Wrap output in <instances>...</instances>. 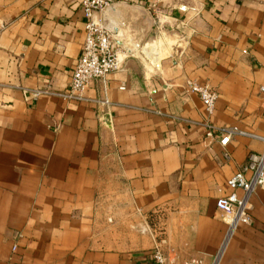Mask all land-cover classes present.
<instances>
[{"label":"crops","instance_id":"1","mask_svg":"<svg viewBox=\"0 0 264 264\" xmlns=\"http://www.w3.org/2000/svg\"><path fill=\"white\" fill-rule=\"evenodd\" d=\"M80 1L0 0V264H153L159 238L167 264H210L228 228L215 200L264 152V0H117L96 16L118 68L88 101L35 96L68 86ZM188 79L217 90L210 117ZM206 118L245 134L222 147ZM249 206L218 264H264V189Z\"/></svg>","mask_w":264,"mask_h":264},{"label":"built area","instance_id":"2","mask_svg":"<svg viewBox=\"0 0 264 264\" xmlns=\"http://www.w3.org/2000/svg\"><path fill=\"white\" fill-rule=\"evenodd\" d=\"M116 1H80L81 11L85 19L84 41L80 57L70 74L68 86L64 90L38 89L33 92L35 96L47 95L66 101H88L90 99L86 96V90L89 85L94 81L104 84L108 75L118 68L117 51L119 45L114 39L112 27L105 17L96 16V13L109 8ZM186 87L188 91L198 95L204 111L210 117L215 110L219 96L217 90L206 82H198L192 79L186 81ZM258 89L259 93L264 96V85H260ZM99 103L110 105L106 96ZM200 126L203 128L205 137L217 140L222 147H226L233 136L245 134L231 126L216 125L209 118L203 120ZM224 155L228 157L229 153L224 151ZM226 183L231 191L225 196L218 197L215 200V206L221 219L227 223L228 228L224 241L210 264H218L223 248L235 227L240 223L247 224L251 221L249 197L255 188L264 189V152L249 153L246 162L227 179ZM238 191H241V194H238ZM150 229V225L146 223L144 227H141V232L151 233ZM156 238L154 237L155 240ZM156 241L150 251L149 260L153 264H167V256L160 245L164 239L159 238ZM16 248L17 245L14 244L13 251ZM183 264H204V260L192 258L185 260Z\"/></svg>","mask_w":264,"mask_h":264},{"label":"water","instance_id":"3","mask_svg":"<svg viewBox=\"0 0 264 264\" xmlns=\"http://www.w3.org/2000/svg\"><path fill=\"white\" fill-rule=\"evenodd\" d=\"M181 7H183V6H181ZM119 45H121V43H119ZM149 58H150L152 61H155L156 58H157V53H156V51L151 52V53L149 54Z\"/></svg>","mask_w":264,"mask_h":264},{"label":"rangeland","instance_id":"4","mask_svg":"<svg viewBox=\"0 0 264 264\" xmlns=\"http://www.w3.org/2000/svg\"><path fill=\"white\" fill-rule=\"evenodd\" d=\"M159 7L164 8V7H162V6H159Z\"/></svg>","mask_w":264,"mask_h":264}]
</instances>
